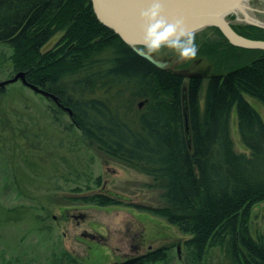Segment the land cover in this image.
Segmentation results:
<instances>
[{
	"label": "trees",
	"instance_id": "trees-1",
	"mask_svg": "<svg viewBox=\"0 0 264 264\" xmlns=\"http://www.w3.org/2000/svg\"><path fill=\"white\" fill-rule=\"evenodd\" d=\"M97 20L90 0H0V45L10 50L11 72H25L29 83L70 108V126L88 145L150 177L162 200L150 212L190 236L185 244L193 259L218 247L229 264H264V236L251 226L255 206L264 204V119L247 99L264 107V50L236 47L218 30L228 46L251 57L205 78L201 98V76L185 81L158 68ZM232 27L264 40V29L248 36ZM58 33V43L43 51ZM184 85L190 143L182 122ZM98 87H129L135 99L145 100L137 129L110 102L87 95ZM233 111L248 153L234 149ZM94 199L102 206L115 200ZM157 252L111 264H148Z\"/></svg>",
	"mask_w": 264,
	"mask_h": 264
},
{
	"label": "rangeland",
	"instance_id": "rangeland-1",
	"mask_svg": "<svg viewBox=\"0 0 264 264\" xmlns=\"http://www.w3.org/2000/svg\"><path fill=\"white\" fill-rule=\"evenodd\" d=\"M253 7H258L256 2ZM259 15L264 19V14ZM228 20L248 36H257L256 29H264L237 22L233 15ZM195 35L199 46L195 60L177 62L171 54L154 60L185 81L191 74L201 76L202 98L205 78L240 66L251 55L228 46L217 27ZM60 36H53L43 51L53 48ZM9 53L7 46L0 45V81L14 75ZM2 89L0 264H111L121 262L124 255L148 250L158 251L157 259L148 264H229L218 247L206 249L200 260L193 259L185 244L190 236L150 212L162 204L159 189L149 186L150 177L88 145L80 131L70 126L67 113L51 99L19 80ZM87 95L110 102L129 126L139 127L138 114L145 100L135 99L129 87L109 91L98 87ZM247 99L264 119V107ZM230 120L235 151L248 153L239 139L234 111ZM109 194L117 197L108 205L95 203L97 195ZM251 214L253 234L264 236V204L255 206ZM83 231L99 234L104 240H84ZM133 232L137 233L135 240L129 235ZM139 242L138 253L133 252V245L137 247Z\"/></svg>",
	"mask_w": 264,
	"mask_h": 264
},
{
	"label": "water",
	"instance_id": "water-1",
	"mask_svg": "<svg viewBox=\"0 0 264 264\" xmlns=\"http://www.w3.org/2000/svg\"><path fill=\"white\" fill-rule=\"evenodd\" d=\"M243 0H160L164 9V16L169 22L175 19H182L184 25L193 20L208 22L210 26L217 27L227 41L241 48L264 50V40L251 39L237 33L229 20H225V15L231 13L234 8L240 5ZM153 0H90L93 12L100 23L118 35L131 49L138 54V48L142 41L143 22L140 13L146 10ZM252 25L264 28L260 24ZM140 55V54H139ZM142 56V55H140ZM153 63L158 68L163 69V62L154 60L152 56H142ZM25 72H15L12 77L0 81V89L8 84L20 81L26 88L41 94L43 97L51 99L57 107L68 113L72 117L70 108L63 106L58 97L54 94L37 87L27 81ZM195 74L188 75L189 77ZM182 111L185 135L190 143L189 116L186 101V87L182 88Z\"/></svg>",
	"mask_w": 264,
	"mask_h": 264
},
{
	"label": "clouds",
	"instance_id": "clouds-1",
	"mask_svg": "<svg viewBox=\"0 0 264 264\" xmlns=\"http://www.w3.org/2000/svg\"><path fill=\"white\" fill-rule=\"evenodd\" d=\"M143 22L142 41L138 54L158 57L171 54L177 62H189L197 58L199 46L195 33L189 31L182 19L169 22L164 16L160 0L140 13Z\"/></svg>",
	"mask_w": 264,
	"mask_h": 264
},
{
	"label": "bare ground",
	"instance_id": "bare-ground-1",
	"mask_svg": "<svg viewBox=\"0 0 264 264\" xmlns=\"http://www.w3.org/2000/svg\"><path fill=\"white\" fill-rule=\"evenodd\" d=\"M256 2L258 7H253V3ZM260 13L264 14V0H243L240 5L225 15V20H228L230 15L235 17V21L246 24H260L264 26V19L260 18ZM186 28L195 33L206 31L212 26L208 22L202 20H193L189 24L185 25Z\"/></svg>",
	"mask_w": 264,
	"mask_h": 264
},
{
	"label": "flooded vegetation",
	"instance_id": "flooded-vegetation-1",
	"mask_svg": "<svg viewBox=\"0 0 264 264\" xmlns=\"http://www.w3.org/2000/svg\"><path fill=\"white\" fill-rule=\"evenodd\" d=\"M110 195V194H109ZM112 196L113 197H117L116 195H114V194H112ZM119 198V197H118ZM80 217H83L84 218V216L83 215H79ZM80 219V221H83L84 219ZM80 221H77V222H80ZM129 230V229H128ZM130 236H131V238L133 239V240H135V236L137 235V233L136 232H133V233H130L129 234ZM81 237L85 240V239H88L89 241H93V242H95V243H100V241H102V240H104V238L102 237V236H100L99 234L97 235V234H91L90 232H87V231H83V232H81ZM84 240H82V241H84ZM141 245H142V242H139V244L137 245V247H135L134 245H133V252H136V253H138V250H139V248L141 247ZM88 246L90 247V244H88ZM138 249V250H137ZM152 250H148V251H146L145 253H142V254H138V255H135V253H133V255L132 254H130L129 256H127V255H124L123 257H122V262L124 261V260H128V259H131V258H134V257H139V256H142V255H145L146 253H148V252H151ZM79 264H81L80 262H78Z\"/></svg>",
	"mask_w": 264,
	"mask_h": 264
}]
</instances>
